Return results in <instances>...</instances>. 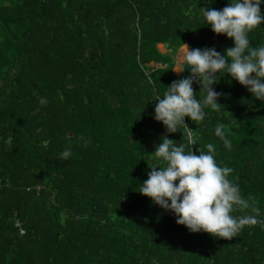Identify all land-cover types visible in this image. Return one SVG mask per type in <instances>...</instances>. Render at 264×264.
<instances>
[{
    "label": "trees",
    "instance_id": "obj_1",
    "mask_svg": "<svg viewBox=\"0 0 264 264\" xmlns=\"http://www.w3.org/2000/svg\"><path fill=\"white\" fill-rule=\"evenodd\" d=\"M229 2L0 0V264H264V224L232 240L192 233L139 193L163 136L197 154L212 143L264 221V101L224 75L202 122L167 133L154 119L155 98L190 75L158 45L223 54L234 42L201 8ZM249 40L264 45V24Z\"/></svg>",
    "mask_w": 264,
    "mask_h": 264
},
{
    "label": "clouds",
    "instance_id": "obj_2",
    "mask_svg": "<svg viewBox=\"0 0 264 264\" xmlns=\"http://www.w3.org/2000/svg\"><path fill=\"white\" fill-rule=\"evenodd\" d=\"M262 3L264 0H230L220 10L201 8L213 33L232 39L234 46L227 47L222 54L215 48L190 49L183 43V67L176 72L182 73L188 65L190 75L174 80L166 86L162 97L155 98L154 119L163 124L167 133L188 128L186 117L195 124L202 122L205 108L219 111L221 105L217 101L222 93L215 91L213 85L224 75L245 87L255 99L264 101V45L253 47L249 40V33L264 24ZM194 83L200 85L202 100L197 99ZM39 102L43 106L47 100L40 97ZM215 135L231 150L223 124H217ZM186 147L177 146L176 141L163 136L162 143L151 153L155 163L149 167L148 179L141 183L139 193L173 213L176 223L192 233L204 232L214 238L232 240L245 227L264 224L258 219L259 208L251 205L242 196L239 185L229 179L234 170L217 163L214 144L208 143L207 151L199 149L198 154L193 148L186 151ZM71 154V148H66L60 159L67 160ZM248 209L252 214L234 215Z\"/></svg>",
    "mask_w": 264,
    "mask_h": 264
},
{
    "label": "water",
    "instance_id": "obj_3",
    "mask_svg": "<svg viewBox=\"0 0 264 264\" xmlns=\"http://www.w3.org/2000/svg\"><path fill=\"white\" fill-rule=\"evenodd\" d=\"M158 49H159V52L161 53V54H169V56L172 58V59H175V51H170V52H168L167 51V49H166V47L164 46V45H162V44H159L158 45ZM182 67H183V65H182ZM181 70H182V68H181ZM190 72V66H188V65H185L184 66V71H183V73L184 74H188Z\"/></svg>",
    "mask_w": 264,
    "mask_h": 264
},
{
    "label": "rangeland",
    "instance_id": "obj_4",
    "mask_svg": "<svg viewBox=\"0 0 264 264\" xmlns=\"http://www.w3.org/2000/svg\"><path fill=\"white\" fill-rule=\"evenodd\" d=\"M183 53H184V46H183V48H180L178 54L176 55V64L179 63L178 70H180V66H181V63H182L181 59H182ZM176 74H180V73L176 72Z\"/></svg>",
    "mask_w": 264,
    "mask_h": 264
},
{
    "label": "crops",
    "instance_id": "obj_5",
    "mask_svg": "<svg viewBox=\"0 0 264 264\" xmlns=\"http://www.w3.org/2000/svg\"><path fill=\"white\" fill-rule=\"evenodd\" d=\"M178 65H179V63H177V64L175 65L174 73H176V71L178 70ZM181 65H182V63H181ZM180 68H181V66H180Z\"/></svg>",
    "mask_w": 264,
    "mask_h": 264
},
{
    "label": "built area",
    "instance_id": "obj_6",
    "mask_svg": "<svg viewBox=\"0 0 264 264\" xmlns=\"http://www.w3.org/2000/svg\"><path fill=\"white\" fill-rule=\"evenodd\" d=\"M16 226H18V224H16ZM19 231H20V233H21V234H23V231H22V229H19Z\"/></svg>",
    "mask_w": 264,
    "mask_h": 264
},
{
    "label": "bare ground",
    "instance_id": "obj_7",
    "mask_svg": "<svg viewBox=\"0 0 264 264\" xmlns=\"http://www.w3.org/2000/svg\"><path fill=\"white\" fill-rule=\"evenodd\" d=\"M179 60V59H178ZM182 60V59H181Z\"/></svg>",
    "mask_w": 264,
    "mask_h": 264
}]
</instances>
